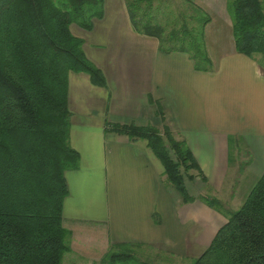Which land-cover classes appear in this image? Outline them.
Returning a JSON list of instances; mask_svg holds the SVG:
<instances>
[{"label":"crops","instance_id":"0c3cea01","mask_svg":"<svg viewBox=\"0 0 264 264\" xmlns=\"http://www.w3.org/2000/svg\"><path fill=\"white\" fill-rule=\"evenodd\" d=\"M224 3L201 2L211 16L208 71L196 69L188 53L166 52L156 36L138 32L126 0H104V15L91 30L72 27L106 82L69 74L70 144L80 162L66 172L63 217L71 255L85 263L129 244L150 248L154 264L192 262L228 220L200 196L236 202L242 178L263 174L264 58L237 51ZM113 125L167 127L185 140L201 170L185 179L195 199L184 201L147 140ZM234 149L247 151L246 165L232 162Z\"/></svg>","mask_w":264,"mask_h":264},{"label":"trees","instance_id":"16d2710c","mask_svg":"<svg viewBox=\"0 0 264 264\" xmlns=\"http://www.w3.org/2000/svg\"><path fill=\"white\" fill-rule=\"evenodd\" d=\"M140 1L132 0L137 10L127 2L138 32L156 36L166 52L188 53L198 70L212 68L205 42L210 17L201 7L189 0L196 15L167 33L140 11ZM228 11L237 51L264 58L262 1L228 0ZM103 15L104 0H0V264H63L72 252L63 217L66 172L78 167L80 154L70 144L69 74L85 72L95 84L106 83L72 27L91 30ZM112 128L147 140L184 201L195 199L184 175L201 170L185 140L167 127ZM200 198L221 204L211 195ZM127 258L115 253L109 264ZM191 264H264V172Z\"/></svg>","mask_w":264,"mask_h":264},{"label":"rangeland","instance_id":"374dc122","mask_svg":"<svg viewBox=\"0 0 264 264\" xmlns=\"http://www.w3.org/2000/svg\"><path fill=\"white\" fill-rule=\"evenodd\" d=\"M261 1L264 4V0ZM127 2H128V6H132L134 10H137L136 9L137 6L132 5L133 4L132 0H126V3ZM192 2H194L195 5L201 7L203 11L206 14H208L209 17L211 18L210 14L206 10H204L201 4L202 0H192ZM191 4L192 3H190L189 0H141L139 9L141 12L147 13L150 16V19L152 20L153 23L163 25L168 33L171 29L173 28L179 29L184 22L189 21V18H187V16L196 15L194 10L195 8H192ZM225 4L228 10V0H225L224 5ZM257 56L261 57V55L259 54H257ZM235 150L236 149H234V153L232 155V162L241 164L242 166L246 165L250 160V158H248L249 155H247V151L242 149L240 152H237ZM184 176L185 179L188 178L187 175ZM258 179L259 177L242 178L241 186L238 190L239 192L238 200L236 202L234 201L228 202L229 199L226 201L223 200V202H221L219 207H215V208H218L224 215L229 217L234 211L238 210L242 206L250 190L258 181ZM115 253H121L122 255L128 256L126 260L117 259L115 261V264H154L153 263L154 261L153 259L155 257L154 252H152L150 248L132 245V244L113 245L112 248H110V250L103 257H101V259L93 263L92 262L85 263V260H83L80 256L75 254L74 255L65 254V257L63 259V264H109L112 255ZM165 261H168V264H182L179 261L173 259L170 260L168 258ZM191 263L192 262L185 264H191Z\"/></svg>","mask_w":264,"mask_h":264}]
</instances>
